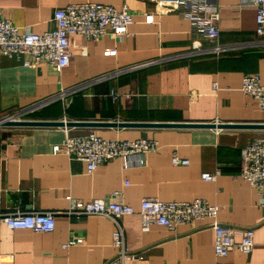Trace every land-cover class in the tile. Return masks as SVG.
Listing matches in <instances>:
<instances>
[{
    "label": "crops",
    "instance_id": "1",
    "mask_svg": "<svg viewBox=\"0 0 264 264\" xmlns=\"http://www.w3.org/2000/svg\"><path fill=\"white\" fill-rule=\"evenodd\" d=\"M97 2L134 17L123 39L109 34L86 40L72 35L69 66L24 65L0 57V118L21 110L32 119L85 122L210 123L264 125V111L241 87L245 75L264 80V34H258L256 8L242 0H218L222 54L196 32L181 10L153 0H0L4 17L21 29L43 33L55 28V10ZM153 15L151 22L147 16ZM115 48V55L105 54ZM28 57V56H26ZM218 88H214V83ZM111 140L149 138L158 149L100 165L89 173L84 162L53 153L68 136L89 132ZM264 128H175L140 126H0V201L8 211L56 212L52 232L11 229L0 222V264H106L116 255L115 223L101 215L66 211L76 199L122 200L138 212L144 198L188 202L196 198L221 207L217 220L238 230L255 228L250 254L238 250L217 258L213 220L142 229L141 216H124L127 247L139 255L127 264H264V195L240 175L241 149ZM175 156L189 160L177 165ZM219 171L214 181L204 172ZM85 241L67 248L71 239ZM235 240H241L240 232Z\"/></svg>",
    "mask_w": 264,
    "mask_h": 264
},
{
    "label": "built area",
    "instance_id": "2",
    "mask_svg": "<svg viewBox=\"0 0 264 264\" xmlns=\"http://www.w3.org/2000/svg\"><path fill=\"white\" fill-rule=\"evenodd\" d=\"M159 7L167 10H181L190 20L193 29L205 35L213 45L209 52L222 54L228 47L219 44L220 14L216 3L218 0H153ZM253 5L256 8V22L258 34H264V0H242V5ZM53 20L55 28L43 33H37L29 28L21 29L11 20L4 17L0 8V57L22 59L24 65L48 64L58 72L69 66L72 56V35H80L86 40L100 39L106 35H113L123 39L129 34V27L134 22L131 9L124 4L122 8L113 5L83 2L70 4L55 10ZM153 15L147 16L151 22ZM115 48L106 50L105 54L115 55ZM28 56V57H26ZM218 88V84H213ZM242 91L254 98L261 110L264 111V80L258 73L245 75L241 87ZM31 110V108L29 109ZM28 110V111H29ZM27 110L6 114L4 119H22ZM67 122L66 120H64ZM158 141L149 138L136 140H111L89 132L82 136H66L62 142L53 146V153L67 154L71 160L82 161L89 173L94 172L100 165L122 158L125 166L133 156L139 157V163L145 162L143 156L158 149ZM177 165H188L189 160L175 156ZM219 171L204 172L202 179L214 181ZM240 175L260 195H264V136H258L241 149ZM70 207L66 211L77 217L87 215H101L115 223L112 235L113 245L117 249L116 255L106 264H127L139 258L137 253L127 247V239L121 219L124 216L138 213L142 219V229L147 232L153 224L163 225L170 230L194 220L210 218L213 220L216 257L225 258L232 251L238 250L243 254H250L254 248L255 228L244 227L237 229L232 225L223 224L217 220L221 207L211 204L201 198L192 201H161L156 198H144L140 210L126 204L121 198V192H115L111 199L96 198L83 200L68 197ZM56 212L25 211L16 209L8 211L0 201V222L11 229H29L36 232H52L56 227ZM240 232L241 240H235V234ZM80 237L71 239L63 247L83 243Z\"/></svg>",
    "mask_w": 264,
    "mask_h": 264
},
{
    "label": "water",
    "instance_id": "3",
    "mask_svg": "<svg viewBox=\"0 0 264 264\" xmlns=\"http://www.w3.org/2000/svg\"><path fill=\"white\" fill-rule=\"evenodd\" d=\"M2 127H81V126H140V127H175V128H264V125H239L236 124H210V123H188V122H168V123H136V122H85L64 120H39V119H2Z\"/></svg>",
    "mask_w": 264,
    "mask_h": 264
},
{
    "label": "rangeland",
    "instance_id": "4",
    "mask_svg": "<svg viewBox=\"0 0 264 264\" xmlns=\"http://www.w3.org/2000/svg\"><path fill=\"white\" fill-rule=\"evenodd\" d=\"M29 117H31V116H30V114L27 113V114L24 115V117L22 119H32V118H29Z\"/></svg>",
    "mask_w": 264,
    "mask_h": 264
}]
</instances>
